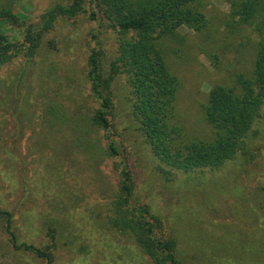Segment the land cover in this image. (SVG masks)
<instances>
[{"label": "rangeland", "instance_id": "1", "mask_svg": "<svg viewBox=\"0 0 264 264\" xmlns=\"http://www.w3.org/2000/svg\"><path fill=\"white\" fill-rule=\"evenodd\" d=\"M73 1L15 0L10 8L24 29ZM198 1L203 32L181 28L160 46L178 84L175 118L186 137L207 140L210 90L251 77L264 27L231 20L227 0ZM94 5L82 0L76 16L59 17L28 65L22 51L0 67V209L12 213L18 242L48 248L53 264H157L129 232L109 223L124 168L130 207L144 211L182 264H264V107L223 165L183 171L159 161L132 114L126 76L112 70L118 35ZM93 51L114 77L108 119L117 156L91 122L100 105L87 77ZM2 222L0 264H46L15 251Z\"/></svg>", "mask_w": 264, "mask_h": 264}, {"label": "trees", "instance_id": "2", "mask_svg": "<svg viewBox=\"0 0 264 264\" xmlns=\"http://www.w3.org/2000/svg\"><path fill=\"white\" fill-rule=\"evenodd\" d=\"M12 1L5 0L0 8V67L23 51L28 65L38 52L42 39L54 27L59 17L76 16L82 11V0H74L68 6L55 5L44 12L39 21L23 22L17 12L11 10ZM95 8L108 18V25L118 35L116 57L112 61L115 74L126 76L131 89L132 114L140 125L154 156L166 165L183 171L219 167L233 159L264 107V35L256 43L254 66L251 77L237 76L232 87L216 86L209 94L204 109L206 123L212 129L207 140L188 138L179 126L175 114L178 90L176 78L168 70L161 41L171 38L181 28L202 33L207 19L198 0H90ZM229 17L240 25L264 27V0H227ZM92 11L91 20L97 21ZM9 27L20 36L19 42L4 30ZM264 30V28H263ZM87 77L91 91L100 101L91 115L94 127L105 131L108 150L117 156L118 151L109 136L111 112L109 97L113 76L105 75L98 53L89 56ZM121 185L114 202L115 216L109 219L112 226L127 231L137 240L145 254L157 264H182L171 241L160 239L152 223L142 209L129 204L131 175L121 171ZM0 219L8 235V243L15 251L34 255L53 264L51 253L30 244L19 243L13 229L12 213L0 209ZM52 230V231H51ZM50 232H54L51 229Z\"/></svg>", "mask_w": 264, "mask_h": 264}]
</instances>
